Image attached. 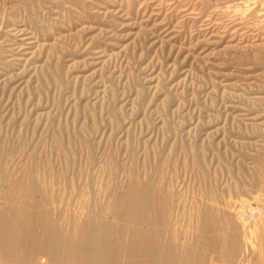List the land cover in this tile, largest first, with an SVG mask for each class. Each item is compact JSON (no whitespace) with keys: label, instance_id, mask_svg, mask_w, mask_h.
I'll return each mask as SVG.
<instances>
[{"label":"rangeland","instance_id":"1","mask_svg":"<svg viewBox=\"0 0 264 264\" xmlns=\"http://www.w3.org/2000/svg\"><path fill=\"white\" fill-rule=\"evenodd\" d=\"M34 228L264 264V0H0V264Z\"/></svg>","mask_w":264,"mask_h":264},{"label":"crops","instance_id":"2","mask_svg":"<svg viewBox=\"0 0 264 264\" xmlns=\"http://www.w3.org/2000/svg\"><path fill=\"white\" fill-rule=\"evenodd\" d=\"M34 236L36 238L26 245L23 251V245L21 247V255L19 257L18 263L22 262L25 264H122V245L123 243L116 241H105V242H78L71 240L66 236L65 233H58L62 236L60 239H43L39 238L38 228H34ZM50 231H53L51 229ZM29 249H28V248ZM101 252H107L104 261H99L97 259V254ZM76 251H80V257H75ZM40 254L41 257H45L46 260H39ZM131 262L138 263L139 257L136 253V249L133 248L130 251ZM6 264H13L14 261L11 259L3 260ZM4 264V263H3Z\"/></svg>","mask_w":264,"mask_h":264},{"label":"bare ground","instance_id":"3","mask_svg":"<svg viewBox=\"0 0 264 264\" xmlns=\"http://www.w3.org/2000/svg\"><path fill=\"white\" fill-rule=\"evenodd\" d=\"M31 187H32L31 184L28 185L27 191L31 192L32 191ZM25 191H26V189H25ZM129 225H130V223H129ZM259 240H260V238L257 235H255V237H252L249 234L244 236V235H241L239 233H233L232 235L225 236V237H223V236L212 237L209 240H208V237L200 236L198 243L202 247L203 246L205 247V244L207 241H210L211 244H214V243H216V244H219V243L223 244L224 243L226 245L230 244V246H231L230 249L227 248V246H226V250L223 251L222 255L223 256L229 255L230 257H237L241 251V246H243L242 247L244 250L243 253L245 252L244 254L247 255V253H246L247 247L249 249H251V243L257 244V242H259Z\"/></svg>","mask_w":264,"mask_h":264}]
</instances>
